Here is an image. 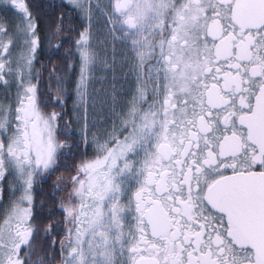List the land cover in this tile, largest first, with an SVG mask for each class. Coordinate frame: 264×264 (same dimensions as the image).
<instances>
[{"label": "snow or ice", "instance_id": "snow-or-ice-1", "mask_svg": "<svg viewBox=\"0 0 264 264\" xmlns=\"http://www.w3.org/2000/svg\"><path fill=\"white\" fill-rule=\"evenodd\" d=\"M0 264H264V0H0Z\"/></svg>", "mask_w": 264, "mask_h": 264}]
</instances>
